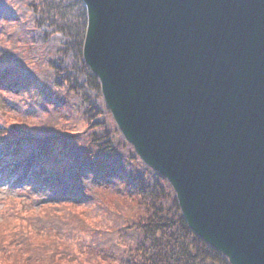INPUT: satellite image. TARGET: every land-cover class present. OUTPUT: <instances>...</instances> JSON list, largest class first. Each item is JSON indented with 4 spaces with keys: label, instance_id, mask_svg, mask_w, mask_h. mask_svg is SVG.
Here are the masks:
<instances>
[{
    "label": "trees",
    "instance_id": "16d2710c",
    "mask_svg": "<svg viewBox=\"0 0 264 264\" xmlns=\"http://www.w3.org/2000/svg\"><path fill=\"white\" fill-rule=\"evenodd\" d=\"M87 26L83 0H0V182L18 197L0 264H230L119 132L83 57ZM62 206L76 210L48 211Z\"/></svg>",
    "mask_w": 264,
    "mask_h": 264
},
{
    "label": "water",
    "instance_id": "95a60500",
    "mask_svg": "<svg viewBox=\"0 0 264 264\" xmlns=\"http://www.w3.org/2000/svg\"><path fill=\"white\" fill-rule=\"evenodd\" d=\"M83 57L190 229L264 264V0H83Z\"/></svg>",
    "mask_w": 264,
    "mask_h": 264
},
{
    "label": "rangeland",
    "instance_id": "374dc122",
    "mask_svg": "<svg viewBox=\"0 0 264 264\" xmlns=\"http://www.w3.org/2000/svg\"><path fill=\"white\" fill-rule=\"evenodd\" d=\"M39 102H41V100ZM0 113H2L3 115H6V113H8V109L5 108L4 106H2L1 97H0ZM102 115L104 117H106V120H107L108 123H111V120L108 117V115H106L104 113ZM4 122L10 124L11 123V120H10V118L7 117V118H4ZM116 127H118L117 124H116ZM119 132L121 133L120 130H119ZM121 135H122V133H121ZM13 196H17V194L14 191H12V190L7 189V186L5 184H3V183L0 182V217H1L2 211L6 209L5 202L7 201V199H18V197H13ZM19 198H25V197H19ZM13 204L14 203H12L11 205H13ZM35 208H36V210H39L40 207L36 206ZM69 210H71L70 207L62 206L61 208H57V207L50 208L48 211L50 212V214L54 215L55 217H61L62 214L63 215L73 214L76 209H73L71 211H69ZM83 211H85V210L84 209H82V210L79 209V212H81L84 215V212ZM25 214H26V212L22 211L20 213V217L23 218L22 216H24ZM40 216L41 217H47L48 215H44V212H43V213L40 214ZM83 218H87L86 217V214H85V217L83 216ZM2 221H3V219L0 222H2Z\"/></svg>",
    "mask_w": 264,
    "mask_h": 264
}]
</instances>
